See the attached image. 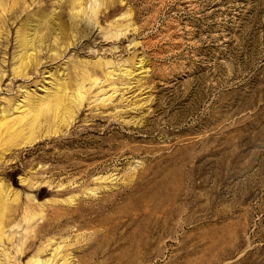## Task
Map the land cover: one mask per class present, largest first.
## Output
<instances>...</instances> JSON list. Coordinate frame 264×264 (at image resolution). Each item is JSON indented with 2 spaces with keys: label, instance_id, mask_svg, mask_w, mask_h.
Listing matches in <instances>:
<instances>
[{
  "label": "rangeland",
  "instance_id": "1",
  "mask_svg": "<svg viewBox=\"0 0 264 264\" xmlns=\"http://www.w3.org/2000/svg\"><path fill=\"white\" fill-rule=\"evenodd\" d=\"M34 261L264 264V0H0V264Z\"/></svg>",
  "mask_w": 264,
  "mask_h": 264
},
{
  "label": "bare ground",
  "instance_id": "2",
  "mask_svg": "<svg viewBox=\"0 0 264 264\" xmlns=\"http://www.w3.org/2000/svg\"><path fill=\"white\" fill-rule=\"evenodd\" d=\"M31 30H33V29H31ZM48 30H50V32L52 34L53 33L52 30H54V26L51 24L50 27H48ZM35 31L37 32V28H35ZM49 34L48 33H46L44 35H40L39 34L40 37H38V38H39V40L42 43H44V42H46L47 37L49 36ZM30 37H31V31L28 30L26 33H24V35L22 36V38H20V40H18V42H19L18 48H20V54H21L20 67L27 66L29 64V59H32V57H33V54H34L33 51L37 50V47L33 48V46H35L34 40L36 38L33 39V38H30ZM56 40L57 39H55V42H56ZM27 67H29V65ZM55 100H56L58 106H60L61 105V102H62V98H61L60 94H57L56 95ZM58 106H57V108H58ZM55 112H57V111H55ZM38 263H39L38 261H34L33 262V264H38Z\"/></svg>",
  "mask_w": 264,
  "mask_h": 264
}]
</instances>
